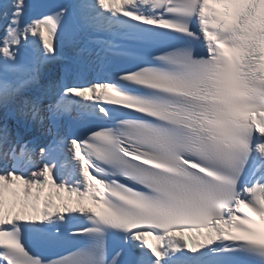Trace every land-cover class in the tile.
I'll return each mask as SVG.
<instances>
[{
  "label": "snow or ice",
  "instance_id": "snow-or-ice-1",
  "mask_svg": "<svg viewBox=\"0 0 264 264\" xmlns=\"http://www.w3.org/2000/svg\"><path fill=\"white\" fill-rule=\"evenodd\" d=\"M0 264H264V0H0Z\"/></svg>",
  "mask_w": 264,
  "mask_h": 264
}]
</instances>
